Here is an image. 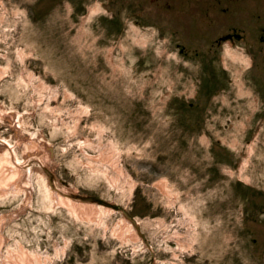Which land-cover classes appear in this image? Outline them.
Wrapping results in <instances>:
<instances>
[{"label":"rangeland","instance_id":"rangeland-1","mask_svg":"<svg viewBox=\"0 0 264 264\" xmlns=\"http://www.w3.org/2000/svg\"><path fill=\"white\" fill-rule=\"evenodd\" d=\"M108 1L0 0V264H264V61L167 29L252 41L264 0H142L114 39Z\"/></svg>","mask_w":264,"mask_h":264},{"label":"flooded vegetation","instance_id":"flooded-vegetation-1","mask_svg":"<svg viewBox=\"0 0 264 264\" xmlns=\"http://www.w3.org/2000/svg\"><path fill=\"white\" fill-rule=\"evenodd\" d=\"M168 1L169 0L160 2V0H149V3L154 4L155 6H159L161 3L162 7L165 8ZM108 2L111 4L113 8L112 11H114V13L117 14V15L111 16L112 22H110L111 25L109 26L111 30L109 34L113 39L120 37V35L122 36L127 31L126 27H124V24H122L123 22L118 21L120 19L118 18V16L120 17L121 15L120 12H123L122 15L123 17H125L126 20H127V16H133L135 19V21L133 22L134 24H138L136 19L138 17L139 18L143 17V14L145 12L143 11L141 7L142 0H109ZM162 12L163 10L161 11L156 10L155 12L151 14L154 17L159 18L161 17ZM255 18L259 22L254 25V28H253L254 36L252 37V41L248 40L249 30L246 31L245 29H243L244 27L238 28L236 26L229 25V26L219 28L221 29V31L217 35V38L213 41V43L210 42L211 36L206 40H202L204 43L202 52L198 49L197 44H194V42L190 40L192 36L190 35L191 29L189 27L183 26L178 23L175 24L174 22L173 23L169 22L167 23L168 24L167 29H170L172 31L171 38H173V41L175 42L174 48L176 49V52L178 53L179 56L182 57L183 60H188V61L197 60L200 62L213 61L214 58L210 56L211 51L214 50V53H217L218 49L219 51H221L222 49H225V47H227L228 49H231L238 42H240V40H243V37H244L246 42L238 43L244 47L246 46V48H243L245 53L242 55L248 58L250 62L255 63L257 60L264 61V13L256 11L254 13V19ZM126 23H129V21ZM158 30L160 32L156 34L157 36L159 35L165 36L164 33L161 32L162 30L160 29ZM242 55H238V57ZM220 57L221 55L218 53L217 58L220 59ZM171 58L177 59L172 56ZM184 106H188V108H190L191 104L189 102H183V104H181V107H184ZM260 112L264 113V110H261ZM254 129L259 131V125H257ZM256 136L259 137V135L257 134ZM263 152L264 150L263 151L261 150V151H258L257 153L260 155ZM263 216H264V213H263Z\"/></svg>","mask_w":264,"mask_h":264},{"label":"bare ground","instance_id":"bare-ground-1","mask_svg":"<svg viewBox=\"0 0 264 264\" xmlns=\"http://www.w3.org/2000/svg\"><path fill=\"white\" fill-rule=\"evenodd\" d=\"M5 164V163H4ZM3 168H4V166H3ZM2 168V169H3ZM5 168H6V166H5ZM4 171H5V169H4ZM4 173V172H3ZM5 174V173H4ZM2 175V174H1ZM56 198V201H57V203L58 204H60V205H63V206H65V207H67L75 216H76V218H79V219H81V218H84V217H87V219L88 220H91V219H95V217H94V213H95V211H97V210H95V206L94 205H89V204H85V203H80L79 201H74V200H72V199H70V198H65V197H62V196H55ZM97 207V206H96ZM107 210V209H106ZM105 210V211H106ZM110 210V209H109ZM111 211V210H110ZM98 212V211H97ZM96 214V213H95ZM100 215H101V213H100ZM99 217V216H98ZM94 221V220H93ZM125 225V224H124ZM124 225H120L121 227H120V232H121V234L120 235H122L123 234V230L124 229H122L123 228V226ZM125 229H127V231L129 232L130 231V225L127 223V228H125ZM126 231V230H125ZM126 231V232H127ZM133 231V230H132ZM131 232V231H130ZM125 234V233H124ZM130 234V233H129ZM134 234H136L135 232H133V233H131V236H134V237H136ZM138 236V235H137ZM138 237H136V239H137ZM142 238V237H141ZM146 239V238H145ZM22 257H21V259L23 260H25L26 262L25 263H23V264H33V260H34V258L32 257V256H29L28 255V253H23L22 255H21ZM23 260V261H24ZM21 262V261H20ZM19 264H22V263H19Z\"/></svg>","mask_w":264,"mask_h":264},{"label":"water","instance_id":"water-1","mask_svg":"<svg viewBox=\"0 0 264 264\" xmlns=\"http://www.w3.org/2000/svg\"><path fill=\"white\" fill-rule=\"evenodd\" d=\"M122 212H123L124 216L131 221L132 225L135 227L137 232H140L138 223L128 213H126L125 211H122Z\"/></svg>","mask_w":264,"mask_h":264}]
</instances>
